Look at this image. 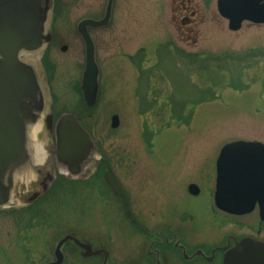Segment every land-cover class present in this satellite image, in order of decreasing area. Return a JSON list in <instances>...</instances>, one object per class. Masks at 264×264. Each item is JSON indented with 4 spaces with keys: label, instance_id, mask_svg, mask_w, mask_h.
Here are the masks:
<instances>
[{
    "label": "rangeland",
    "instance_id": "rangeland-1",
    "mask_svg": "<svg viewBox=\"0 0 264 264\" xmlns=\"http://www.w3.org/2000/svg\"><path fill=\"white\" fill-rule=\"evenodd\" d=\"M56 1L49 13L56 40L48 50L23 55L39 76L43 113L79 116L99 147L98 158L107 162L101 173L106 165L117 176L134 217L150 230L177 228L191 246L217 245L227 234L264 240L257 210L227 215L213 198L220 148L234 140L264 142V24L244 22L231 31L217 0H205V22L192 34L194 42L178 33L171 0H114L111 24L93 32L100 92L88 108L80 89L86 45L77 24L104 16L108 0ZM114 114L117 128L111 127ZM40 138L46 141L43 133ZM58 171L51 191L37 202L0 210V264H46L66 233L108 246L119 262L144 259L148 239L126 217L103 174L79 183ZM33 178L24 181L39 190ZM192 182L200 185L199 196L189 194ZM77 249L63 246L64 264H99ZM169 264L185 263L175 258Z\"/></svg>",
    "mask_w": 264,
    "mask_h": 264
},
{
    "label": "water",
    "instance_id": "water-1",
    "mask_svg": "<svg viewBox=\"0 0 264 264\" xmlns=\"http://www.w3.org/2000/svg\"><path fill=\"white\" fill-rule=\"evenodd\" d=\"M114 0H109L105 17L101 20L85 19L79 22L78 30L86 45V64L81 82L83 99L88 107L97 103L99 92V67L96 62L95 43L88 26L101 27L110 22ZM53 0H0V207H9L19 202L22 205L34 202L48 191L54 180V168L72 179H84L91 175L99 150L91 134L81 124L76 114H62L55 125L53 114L45 117L49 134H55V147L51 151L48 173L42 164L36 163L29 146L32 127L43 118L45 97L35 67L23 60L25 54L40 52L52 38L47 30ZM219 13L228 19L232 31L241 29L244 21L264 24L263 0H217ZM63 51L67 47L62 48ZM120 118H111V127L117 128ZM96 162V163H95ZM96 167V166H95ZM32 173L43 181L40 189L26 197L16 191L26 186L25 174ZM105 177L114 193L124 197L118 178L110 171ZM217 183L215 204L222 210L242 215L253 211L258 205L264 220V143L236 140L223 146L217 160ZM196 195L199 187L189 186ZM127 217H132L129 200L125 199ZM136 223V219H132ZM235 245L227 250L222 264H264V240L246 236L234 237ZM72 243L82 249V256L91 259L102 255L101 264L109 263V252L95 248L73 233L61 237L54 250L55 260L47 264H63V246ZM227 247L214 249L225 250ZM184 256L187 258V254Z\"/></svg>",
    "mask_w": 264,
    "mask_h": 264
},
{
    "label": "flooded vegetation",
    "instance_id": "flooded-vegetation-1",
    "mask_svg": "<svg viewBox=\"0 0 264 264\" xmlns=\"http://www.w3.org/2000/svg\"><path fill=\"white\" fill-rule=\"evenodd\" d=\"M202 1L205 2V0H171V19H172V22L174 23V25L176 26L178 33L181 35L182 39H186V38L190 37V38H192V40L194 42H196V39L192 37L193 36L192 34L196 35L199 25H201L205 22V16L203 14V10L201 9ZM263 2H264V0H263ZM52 11L54 12V9ZM103 17L104 16L99 18V17H96L94 15L93 16L90 15L88 17H83L81 20L86 19V18L99 20V19H102ZM111 22H112V19L110 21V24H111ZM51 24L53 25V21H49V23H48V27L50 26L48 28V30L51 31L52 39H51V42L47 45V47L44 50H48L49 47L56 40L54 29L51 28ZM100 28H103V27H100ZM100 28L88 27V31L92 35V37H94L93 32L96 30H99ZM78 34H79V32H78ZM79 36H80V34H79ZM63 46H67V45L62 44L61 49ZM67 49H68V46H67ZM52 113L54 115V122H55L56 121L55 114H54V112H52ZM42 133L45 135L46 141H42V139L40 138ZM39 140L43 144H45L47 147L48 161H46V163L43 166L45 168L44 170L48 173L50 171V170L48 171V165H49L50 159H51V151L54 149L55 143L53 141L54 140L53 136L51 134H49L45 120H44V127H43L42 131L39 133ZM219 153H220V151L218 152V154L216 156V160L214 162V172H216V162H217V158L219 156ZM106 163L107 162L105 159L100 163V165L97 168L98 173L100 171V167H102V165H104ZM207 163H208V161H207ZM104 168H106L105 169V171H106L107 166L105 165ZM97 176H100V175H97ZM89 178H97V177L94 174H91V176ZM43 179H44V177H42L41 180H39V177H38V179L36 180V186L37 187H39V185L41 184ZM106 183L108 185L107 181H106ZM192 183L197 184V182H192ZM189 185H188V192H189ZM197 185L200 188L199 194L197 195V196H199L202 192V189H201L199 184H197ZM108 187L110 188L109 185H108ZM51 189H52V187H51ZM215 190H216V181L214 183L213 196L215 194ZM34 191H36V190L31 189V187H29L27 184L26 186L20 187V189L16 191V195L23 198V197H26V196L32 194ZM124 192H125V197L119 198V200H120V202L122 201V204L124 206V200L128 199L129 200V208L131 209L130 199L127 197L125 190H124ZM215 208L217 211H219L221 213L231 215V216H236V215L226 213L225 211L220 210L216 206H215ZM126 209L127 208L124 206L125 211H126ZM255 210H258V209H255ZM258 213H259V210H258ZM132 218H135L133 210H132ZM128 219L131 221V224L135 227L137 232H139L140 234L141 233L144 234L148 239L146 257L144 259H140V260L129 258L127 260H123V261L119 262L117 260L118 258H116V256H115L116 259L114 257H110V250H109V248H106L108 246L105 247L102 244H98V245L94 244L95 248L100 246V247L108 250V252H109V259H108L109 261L108 262L109 263H112V264H169L170 260L175 259V258H179L180 261H182L185 264H215L217 262H220V264H221L227 250L233 248L235 245L234 237L237 240H240L242 237H244V236H236L234 234H227L224 238V241H222L220 244L209 246V245L199 243V244H195V245L191 246L190 244H188L185 241L184 234L180 230H178L177 228H172L170 226L160 225V226L156 227L155 229L150 230L149 228H147V226H144L143 224H141L137 218H135L137 221L136 223H133L131 218H128ZM263 222L264 221H261V220L259 221V224H258L259 230H261V224H263ZM249 235L257 237L252 233ZM218 247H227V248L225 250H217L215 253H213L214 249H216ZM77 250L80 251V255L84 260L96 259L97 263H98V261H99V264L102 263V259H103L102 255H97V256L93 257L92 259H85L82 256V249L78 248ZM185 253L187 254V258L184 256ZM53 260H54V258L51 261H53Z\"/></svg>",
    "mask_w": 264,
    "mask_h": 264
},
{
    "label": "bare ground",
    "instance_id": "bare-ground-1",
    "mask_svg": "<svg viewBox=\"0 0 264 264\" xmlns=\"http://www.w3.org/2000/svg\"><path fill=\"white\" fill-rule=\"evenodd\" d=\"M44 127V120L38 121L30 131L29 146L34 155L35 162L44 165L48 161L47 147L39 140V133ZM34 177L32 173L25 174L22 178L28 180Z\"/></svg>",
    "mask_w": 264,
    "mask_h": 264
},
{
    "label": "trees",
    "instance_id": "trees-1",
    "mask_svg": "<svg viewBox=\"0 0 264 264\" xmlns=\"http://www.w3.org/2000/svg\"><path fill=\"white\" fill-rule=\"evenodd\" d=\"M56 2H57V1H56ZM56 5H57V4L55 3V8H54L55 11L57 10V9H56ZM55 13H56V12H55ZM57 13H58V12H57Z\"/></svg>",
    "mask_w": 264,
    "mask_h": 264
}]
</instances>
